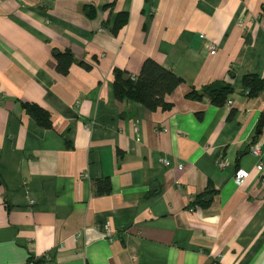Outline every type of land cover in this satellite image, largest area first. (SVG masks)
<instances>
[{"label":"crops","instance_id":"1","mask_svg":"<svg viewBox=\"0 0 264 264\" xmlns=\"http://www.w3.org/2000/svg\"><path fill=\"white\" fill-rule=\"evenodd\" d=\"M146 57L182 78L167 105L113 93ZM229 68L230 104L184 96ZM245 73L264 76V0H0V264H264V89L241 92Z\"/></svg>","mask_w":264,"mask_h":264},{"label":"trees","instance_id":"2","mask_svg":"<svg viewBox=\"0 0 264 264\" xmlns=\"http://www.w3.org/2000/svg\"><path fill=\"white\" fill-rule=\"evenodd\" d=\"M109 4H104L103 7ZM83 12L94 17L97 7L91 2H85L82 5ZM126 14L118 12L113 21V31L116 32L126 21ZM54 57L57 61L59 71L65 73L68 70L70 62L73 60V54L70 50L53 49ZM83 63V62H82ZM87 65V64H85ZM88 66V65H87ZM236 73L234 69L229 68L226 76L215 78L200 86L192 85L184 94L189 99H207L215 105H223L230 98L236 89L235 84ZM182 81V78L176 75L171 69L164 67L158 61L151 57L142 60L137 75L128 74L125 70L114 67L113 69V93L117 98L127 97L137 100L147 107H156L158 105H167L163 100L166 93H170ZM240 91L248 97H254L264 89V76L257 73H245L240 79ZM24 109L35 119V121L45 127L51 126V118L49 111L43 106L35 102H21ZM234 112L231 108L229 116ZM197 116H201V111L196 112ZM264 126V110L260 113L256 130L251 138L250 143H254L259 137ZM97 190L107 191L109 181L103 178L97 181ZM214 191L207 187L206 190L197 194L194 202L200 205L210 203Z\"/></svg>","mask_w":264,"mask_h":264},{"label":"built area","instance_id":"3","mask_svg":"<svg viewBox=\"0 0 264 264\" xmlns=\"http://www.w3.org/2000/svg\"><path fill=\"white\" fill-rule=\"evenodd\" d=\"M202 35L203 34H201V36ZM208 47H209L210 52H215V50H216L215 44L210 43V44H208ZM225 103L226 104H230L231 103V99L228 98ZM250 151L254 155H259L260 154V149H259V147L256 144H253L250 147ZM162 161L165 164H168V160L167 159L163 158ZM256 167H257L258 170H261L262 164L259 162V163L256 164ZM248 175H249V171L247 169H245L243 167H239V168L235 169V172H234V175H233V180H234V182L236 184H240L244 180V178H246ZM104 225H105V234L107 236H111L112 234H111V232L109 230L108 224L105 223Z\"/></svg>","mask_w":264,"mask_h":264},{"label":"water","instance_id":"4","mask_svg":"<svg viewBox=\"0 0 264 264\" xmlns=\"http://www.w3.org/2000/svg\"><path fill=\"white\" fill-rule=\"evenodd\" d=\"M248 149H249V148H248ZM248 149H247V150H248Z\"/></svg>","mask_w":264,"mask_h":264}]
</instances>
